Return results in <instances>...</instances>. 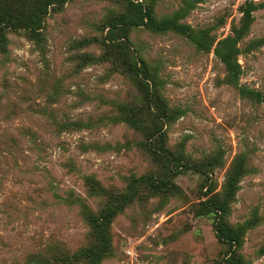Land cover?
<instances>
[{"label":"rangeland","instance_id":"1","mask_svg":"<svg viewBox=\"0 0 264 264\" xmlns=\"http://www.w3.org/2000/svg\"><path fill=\"white\" fill-rule=\"evenodd\" d=\"M233 253L264 264V0H0V264Z\"/></svg>","mask_w":264,"mask_h":264},{"label":"trees","instance_id":"2","mask_svg":"<svg viewBox=\"0 0 264 264\" xmlns=\"http://www.w3.org/2000/svg\"><path fill=\"white\" fill-rule=\"evenodd\" d=\"M147 16L148 22L156 29H165V28H173L178 31H184L182 27L178 26L174 20H163L161 22H157L156 20L153 19V17L146 13L144 14ZM245 19L248 21L250 19V11L246 10L245 11ZM220 57L223 61H225L230 69V71L236 75L237 73V68L236 65L232 62L231 60V52H221ZM131 62V61H130ZM132 63V62H131ZM134 71L138 72V68H134ZM242 91L245 92L246 94L253 96V97H258V98H263L262 94L255 90H251L249 88L241 87ZM145 99L151 100L152 99V93L149 90L145 89ZM153 150H157L155 148H152ZM158 150H163L164 152H167L165 149V146L162 144L161 147ZM143 180L142 177L140 178H135L133 179V183H138L137 181ZM232 188H230V193ZM229 193V194H230ZM134 196V189H132V192L129 194H122L120 195L117 200L118 202L115 204L114 207H109L107 208L103 213L100 214V217H93L90 218V221L94 227V231L96 233V237L99 238L100 240H103V242H108L109 241V230L108 226L111 221V219L116 216V214L121 211L127 203H129ZM208 203L205 207H203L202 212H207L213 210V208L216 210L214 212L221 211V213L224 212L225 206L223 202H220L219 200H207ZM204 206V205H203ZM206 209V210H204ZM216 222H215V230H216V236L219 240L225 241V242H233L235 243L237 241V235L233 233L232 229L227 225L225 220L223 219L222 215L219 217H215ZM78 257H81L78 255ZM87 257V256H86ZM91 257V256H89ZM68 260V259H66ZM226 264H240L239 258L233 253L232 255L227 257V262Z\"/></svg>","mask_w":264,"mask_h":264}]
</instances>
